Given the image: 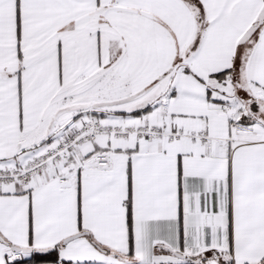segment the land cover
Returning a JSON list of instances; mask_svg holds the SVG:
<instances>
[{
  "label": "snow or ice",
  "instance_id": "snow-or-ice-1",
  "mask_svg": "<svg viewBox=\"0 0 264 264\" xmlns=\"http://www.w3.org/2000/svg\"><path fill=\"white\" fill-rule=\"evenodd\" d=\"M0 264H264V0H0Z\"/></svg>",
  "mask_w": 264,
  "mask_h": 264
}]
</instances>
